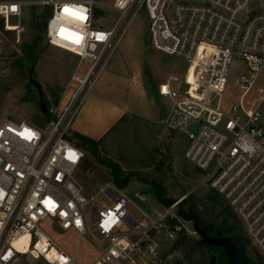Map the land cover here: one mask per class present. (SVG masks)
Masks as SVG:
<instances>
[{
    "label": "built area",
    "instance_id": "obj_1",
    "mask_svg": "<svg viewBox=\"0 0 264 264\" xmlns=\"http://www.w3.org/2000/svg\"><path fill=\"white\" fill-rule=\"evenodd\" d=\"M28 3L0 0L8 27L13 17L15 26H22ZM39 3L50 6L48 39L77 52L79 61L66 86L68 101L49 107L45 127L12 112L0 122V264H31V259L79 264L77 252L69 255L44 230L41 222L47 218L90 235L99 249L91 264H163L166 244L198 235L194 220L181 212L191 192L151 211L141 205L147 202L143 193L132 196L111 181L88 193L77 177L85 150L71 133L72 123L142 6L154 46L189 63L184 76H170L160 85V93L172 101L161 122L170 139L173 132L188 136L186 157L207 173L200 186H209L231 208L249 245L264 259V94L247 100L264 70V0ZM97 7L119 13L112 27L96 26ZM233 62L241 65L231 70ZM233 71L243 92L224 108ZM193 124H199L197 131Z\"/></svg>",
    "mask_w": 264,
    "mask_h": 264
},
{
    "label": "rangeland",
    "instance_id": "obj_2",
    "mask_svg": "<svg viewBox=\"0 0 264 264\" xmlns=\"http://www.w3.org/2000/svg\"><path fill=\"white\" fill-rule=\"evenodd\" d=\"M28 1L23 7L22 26L19 28L15 26L18 22L16 18L9 21L8 27L6 17L0 15V122L6 113L12 112L45 127L50 115L41 109L39 88L30 81L29 72L34 67V79L41 83L50 107H57L70 97L71 92L66 91V86L79 61V55L48 39L45 22H48L50 6L40 4L39 0ZM118 17L119 13L113 9L97 7L96 26L110 28ZM120 54L138 63L141 71L139 89L144 88L143 79L155 91L157 85L168 77L184 76L189 66L182 57L154 46L149 32V14L144 6L136 11L112 58ZM239 65L240 62H233L231 70ZM236 79L237 75L233 71L222 99L224 108L238 101L243 92L236 85ZM129 87L130 84L128 90L131 89ZM260 94H264V70L258 73L247 100ZM156 98L159 106L169 109L172 103L169 97L156 94ZM138 112L118 124L96 151H85L77 177L86 191L94 193L107 181L120 187L113 178L115 174L112 166L104 163L111 161L122 167L120 176L128 179V184L121 188L132 196L136 192L143 193L147 202L141 205L151 211H159L166 206L156 196L158 188L164 197L174 200L190 192L199 198L211 194L213 190L209 186H200L207 173L186 157L188 136L173 132V138L170 139L171 132L163 123ZM90 209L89 204L86 207L88 214ZM41 225L69 255L77 252L79 264H91L98 256L99 249L89 234L79 235L74 228L62 229L53 218L43 220ZM241 229L243 231L242 226ZM199 237L197 235L195 238ZM193 252L196 259L204 254L208 263L218 255L214 249L202 251L196 248ZM245 253L253 263L258 262V253L252 246H247ZM164 256L163 264H197L195 260L190 261L185 257L183 248L174 247L171 243L166 244ZM31 261V264H46L43 260Z\"/></svg>",
    "mask_w": 264,
    "mask_h": 264
},
{
    "label": "crops",
    "instance_id": "obj_3",
    "mask_svg": "<svg viewBox=\"0 0 264 264\" xmlns=\"http://www.w3.org/2000/svg\"><path fill=\"white\" fill-rule=\"evenodd\" d=\"M140 75L138 63L130 61L125 55L120 54L110 59L98 78L92 95L82 103L74 118L71 126L73 136L76 132L84 134L99 140V146H102L103 140L118 124L132 114L139 113L138 111L161 122L171 107L166 110L157 103L156 94L164 97L159 91L163 82L154 91L142 79L144 88L139 89ZM128 84L130 90L127 88Z\"/></svg>",
    "mask_w": 264,
    "mask_h": 264
},
{
    "label": "trees",
    "instance_id": "obj_4",
    "mask_svg": "<svg viewBox=\"0 0 264 264\" xmlns=\"http://www.w3.org/2000/svg\"><path fill=\"white\" fill-rule=\"evenodd\" d=\"M45 23L47 27V21ZM48 114L51 116L49 111ZM74 136L78 139L79 145L86 151L94 152L99 147V140L77 132L74 133ZM104 163L112 166L115 174L113 178L120 187H124L128 184V179L120 176L122 171L120 165L118 166L116 162L111 161H105ZM163 195L162 190L158 188L156 191L158 199L163 201L166 205L175 201L174 198H166ZM218 206H220L219 209ZM181 212L187 218L197 221L208 234L216 235L218 232H222L223 235L229 236L242 251L246 252V248L249 246V240L243 233L239 220L231 208L224 203L223 199L215 191L207 195L205 198H199L194 194L188 195L182 204ZM220 216L221 219L219 218ZM174 247L183 248L185 257L190 261L195 260L197 264L209 263L204 254H201V256L196 259L193 252L196 248L201 249L202 251L206 249H214L218 254L216 260L219 264H227L228 261L223 248L205 243L200 237H194L192 239L182 238L175 243ZM252 264H264V259L258 254V262H252Z\"/></svg>",
    "mask_w": 264,
    "mask_h": 264
},
{
    "label": "water",
    "instance_id": "obj_5",
    "mask_svg": "<svg viewBox=\"0 0 264 264\" xmlns=\"http://www.w3.org/2000/svg\"><path fill=\"white\" fill-rule=\"evenodd\" d=\"M29 79L39 88L41 109L44 113H47L50 107V103L44 96L41 83L34 79V67L29 72ZM198 126L199 124H193L191 126V129L193 131H197ZM194 227L200 238L205 243L223 248L228 259L227 264H252L249 256L244 251H242L229 236L223 235L222 232H218L216 235H210L195 220ZM216 263L217 260L214 256L210 260L209 264Z\"/></svg>",
    "mask_w": 264,
    "mask_h": 264
},
{
    "label": "snow or ice",
    "instance_id": "obj_6",
    "mask_svg": "<svg viewBox=\"0 0 264 264\" xmlns=\"http://www.w3.org/2000/svg\"><path fill=\"white\" fill-rule=\"evenodd\" d=\"M13 10H15V9H13ZM64 11H65L66 13H69V9H68L67 7H65ZM71 14L74 15V16H76V18H79V19H84V18H85V17L79 15L78 13H71ZM77 42H78V41H77Z\"/></svg>",
    "mask_w": 264,
    "mask_h": 264
},
{
    "label": "bare ground",
    "instance_id": "obj_7",
    "mask_svg": "<svg viewBox=\"0 0 264 264\" xmlns=\"http://www.w3.org/2000/svg\"><path fill=\"white\" fill-rule=\"evenodd\" d=\"M27 237H28V235L22 236L21 239L16 242V244L17 245L21 244L22 242H24L26 240Z\"/></svg>",
    "mask_w": 264,
    "mask_h": 264
}]
</instances>
